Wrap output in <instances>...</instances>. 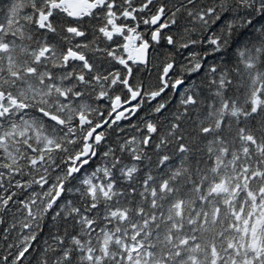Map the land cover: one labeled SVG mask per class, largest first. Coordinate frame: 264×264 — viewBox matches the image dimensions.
Segmentation results:
<instances>
[{"label": "snow or ice", "instance_id": "snow-or-ice-1", "mask_svg": "<svg viewBox=\"0 0 264 264\" xmlns=\"http://www.w3.org/2000/svg\"><path fill=\"white\" fill-rule=\"evenodd\" d=\"M0 264H264V0H0Z\"/></svg>", "mask_w": 264, "mask_h": 264}]
</instances>
